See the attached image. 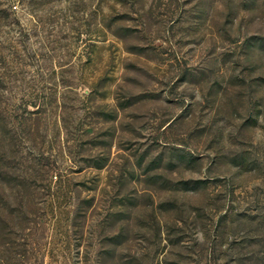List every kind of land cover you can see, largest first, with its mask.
<instances>
[{
    "label": "rangeland",
    "instance_id": "obj_1",
    "mask_svg": "<svg viewBox=\"0 0 264 264\" xmlns=\"http://www.w3.org/2000/svg\"><path fill=\"white\" fill-rule=\"evenodd\" d=\"M0 264H264V0H0Z\"/></svg>",
    "mask_w": 264,
    "mask_h": 264
}]
</instances>
